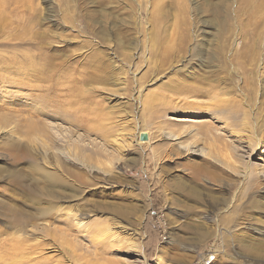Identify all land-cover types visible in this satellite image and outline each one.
Instances as JSON below:
<instances>
[{
    "label": "rangeland",
    "instance_id": "1",
    "mask_svg": "<svg viewBox=\"0 0 264 264\" xmlns=\"http://www.w3.org/2000/svg\"><path fill=\"white\" fill-rule=\"evenodd\" d=\"M16 237L22 264H264V0H0Z\"/></svg>",
    "mask_w": 264,
    "mask_h": 264
},
{
    "label": "bare ground",
    "instance_id": "2",
    "mask_svg": "<svg viewBox=\"0 0 264 264\" xmlns=\"http://www.w3.org/2000/svg\"><path fill=\"white\" fill-rule=\"evenodd\" d=\"M82 95V93H80V92H76V96H78V97H80ZM149 137V136H148ZM146 139H147V137H146ZM145 139V140H146ZM149 140H150V137L148 138V140H146L147 142H149ZM257 169V168H256ZM51 212H53V207L51 206L49 209H47L46 211H43V212H41V215H43V216H48ZM26 218H27V216H25ZM29 217V216H28ZM225 217V216H224ZM24 217H22V216H18V217H15L13 220H12V222H11V225L12 226H17L18 225V227L20 226H23V225H25L27 222H29V220L31 219H23ZM11 220V219H10ZM95 227H96V229H99V228H101V224H100V222H97V223H95V225H94ZM44 229V228H43ZM110 229V228H109ZM108 232H109V230H108ZM52 234V233H51ZM17 238V237H16ZM19 238H20V236H19ZM19 238H17L16 240H15V238H14V240H12V241H6V240H3L2 241V244H1V246L3 247V249H2V251L0 252V259L1 258H3V259H6V258H11V257H15V254H16V250H18V249H24V247L23 246H25V248H26V246L27 245H25L24 244V238H23V240L21 241V239H19ZM108 238H110L112 241H114V242H120V237L118 238V236H116V235H113L111 232L108 234ZM92 240H93V242L95 243V246H97V247H99L102 243L100 242V241H98L97 239H94V238H92ZM98 241V242H97ZM9 243V244H8ZM73 244V243H72ZM71 244V245H72ZM8 245V246H7ZM36 246H37V244H36ZM129 246V245H128ZM135 246V245H134ZM22 247V248H21ZM136 247V246H135ZM135 247H134V249H135ZM71 248V249H70ZM69 248V251H67L65 248V253H66V255L68 254V257L69 256H71V257H74L75 256V251L77 250V245L76 244H74L73 246H71ZM132 248H133V246H132ZM28 249V248H27ZM131 249V248H130ZM28 250H30V249H28ZM138 250V249H137ZM27 250L26 249H24V251L22 250V253H24L23 254V257L22 258H17V259H13V261H12V263L11 264H22L23 263V260H26V261H28L29 260V254H27V252H26ZM140 251V250H139ZM18 252V251H17ZM28 253H30V251L28 252ZM64 253V254H65ZM21 255V254H20ZM17 256V255H16ZM33 256V255H32ZM19 257H21V256H19ZM33 257H35V256H33ZM16 258V257H15ZM31 259V258H30ZM60 259V258H59ZM2 260V259H1ZM49 260V259H48ZM3 261V260H2ZM25 261V262H26ZM46 261V260H45ZM50 261V260H49ZM10 262H11V260H10ZM44 262V260H43V258L41 259H39V260H37L36 261V263L35 264H41V263H43ZM59 262V261H58ZM60 263H64L63 261H61Z\"/></svg>",
    "mask_w": 264,
    "mask_h": 264
},
{
    "label": "water",
    "instance_id": "3",
    "mask_svg": "<svg viewBox=\"0 0 264 264\" xmlns=\"http://www.w3.org/2000/svg\"><path fill=\"white\" fill-rule=\"evenodd\" d=\"M146 137H147V136H146L145 134H140V139H141V140H145Z\"/></svg>",
    "mask_w": 264,
    "mask_h": 264
}]
</instances>
